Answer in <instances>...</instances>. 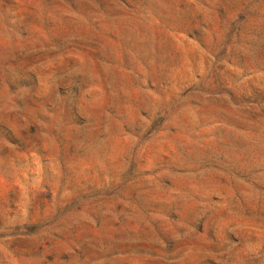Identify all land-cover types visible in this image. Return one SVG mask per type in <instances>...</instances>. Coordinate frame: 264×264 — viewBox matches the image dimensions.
<instances>
[{
  "label": "rangeland",
  "instance_id": "obj_1",
  "mask_svg": "<svg viewBox=\"0 0 264 264\" xmlns=\"http://www.w3.org/2000/svg\"><path fill=\"white\" fill-rule=\"evenodd\" d=\"M0 264H264V0H0Z\"/></svg>",
  "mask_w": 264,
  "mask_h": 264
}]
</instances>
